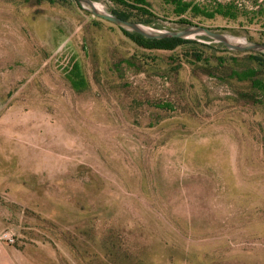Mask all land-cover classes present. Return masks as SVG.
Here are the masks:
<instances>
[{
	"label": "rangeland",
	"instance_id": "rangeland-1",
	"mask_svg": "<svg viewBox=\"0 0 264 264\" xmlns=\"http://www.w3.org/2000/svg\"><path fill=\"white\" fill-rule=\"evenodd\" d=\"M148 1L143 25L187 27ZM189 20L263 41L243 17ZM189 39L145 50L73 0H0V230L14 228L13 248L34 264H72L76 250L110 264H264V92L232 75L264 81V68L257 52Z\"/></svg>",
	"mask_w": 264,
	"mask_h": 264
},
{
	"label": "trees",
	"instance_id": "trees-1",
	"mask_svg": "<svg viewBox=\"0 0 264 264\" xmlns=\"http://www.w3.org/2000/svg\"><path fill=\"white\" fill-rule=\"evenodd\" d=\"M49 3H54L56 0H47ZM78 6L76 0H73ZM115 9L112 12L124 20H129L141 24H150L154 20V15L151 13L150 3L148 0H108ZM163 3L171 8V13L174 17L178 18V24L192 25L189 18H205L213 19L215 16L224 19L235 20L238 17H243L255 22L259 25L262 32L264 43V0H251V6L238 3L234 0L221 2L212 0L206 4L193 3L188 0H162ZM121 8V9H120ZM120 30L138 47L145 50H174L186 43L196 42L192 39L181 38H166V39H147L142 35L134 32H129L120 28ZM202 38L212 41L211 39L202 36ZM219 46L225 48L222 44ZM226 50V49H225ZM227 51V50H226ZM196 60L201 61L202 55L197 52H191ZM253 60L257 61L260 67L264 68V54L256 53L250 56ZM232 75L239 81H250L252 86L264 92V81L257 77V71L248 69L240 73L232 72ZM71 86L74 89L80 90L86 85V81L82 75L81 69L78 64H75L67 76Z\"/></svg>",
	"mask_w": 264,
	"mask_h": 264
},
{
	"label": "water",
	"instance_id": "water-1",
	"mask_svg": "<svg viewBox=\"0 0 264 264\" xmlns=\"http://www.w3.org/2000/svg\"><path fill=\"white\" fill-rule=\"evenodd\" d=\"M77 3L92 16L99 17L107 20L119 28L134 32L147 39H166V38H181L189 39L196 35L205 36L215 42L221 43L230 51H252L264 54V43L250 41L245 38H235L232 35L214 31L207 27L198 24L189 25L183 29L178 30H157L149 28L141 23L132 22L129 20L121 19L116 16L112 11L107 9H99L96 7L93 0H76Z\"/></svg>",
	"mask_w": 264,
	"mask_h": 264
},
{
	"label": "crops",
	"instance_id": "crops-1",
	"mask_svg": "<svg viewBox=\"0 0 264 264\" xmlns=\"http://www.w3.org/2000/svg\"><path fill=\"white\" fill-rule=\"evenodd\" d=\"M13 247V245L9 246L7 244H0V264H34V260L25 250H17ZM71 257L72 264H110L109 260L105 256H96L92 259L93 256L82 255L80 251L77 250L76 253L73 252ZM42 264H65V255H62L60 259H57L56 263L52 261H45V263L43 262Z\"/></svg>",
	"mask_w": 264,
	"mask_h": 264
},
{
	"label": "built area",
	"instance_id": "built-area-1",
	"mask_svg": "<svg viewBox=\"0 0 264 264\" xmlns=\"http://www.w3.org/2000/svg\"><path fill=\"white\" fill-rule=\"evenodd\" d=\"M18 241L14 228L0 230V244L14 245Z\"/></svg>",
	"mask_w": 264,
	"mask_h": 264
},
{
	"label": "bare ground",
	"instance_id": "bare-ground-1",
	"mask_svg": "<svg viewBox=\"0 0 264 264\" xmlns=\"http://www.w3.org/2000/svg\"><path fill=\"white\" fill-rule=\"evenodd\" d=\"M95 5L97 8H99L101 10L106 9V7L104 5H102L101 3L95 2Z\"/></svg>",
	"mask_w": 264,
	"mask_h": 264
}]
</instances>
